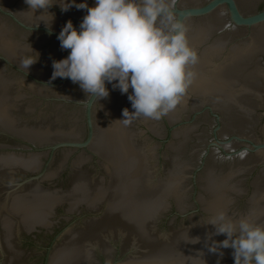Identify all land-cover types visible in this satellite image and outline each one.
Returning a JSON list of instances; mask_svg holds the SVG:
<instances>
[{
  "label": "clouds",
  "instance_id": "9594fccd",
  "mask_svg": "<svg viewBox=\"0 0 264 264\" xmlns=\"http://www.w3.org/2000/svg\"><path fill=\"white\" fill-rule=\"evenodd\" d=\"M24 3L35 13L54 4L62 12L73 6L87 10L79 30L69 20L58 34L61 50L70 51L67 58L53 61L52 79H70L92 100L106 98V83L116 82L113 88L121 94L132 90L133 116L159 120L177 107L192 83L189 67L198 57L188 45L185 24L175 15V0H95L91 8L75 0ZM37 58H22L19 67L27 72ZM129 114L124 110L120 121L129 123ZM208 224L214 235L226 237L209 251L231 248L234 264H264V225L249 216L233 221L223 212Z\"/></svg>",
  "mask_w": 264,
  "mask_h": 264
}]
</instances>
